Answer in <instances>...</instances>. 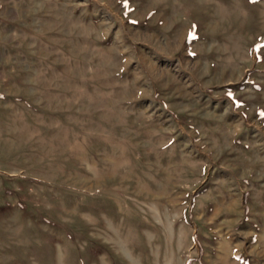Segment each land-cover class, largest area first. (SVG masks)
Listing matches in <instances>:
<instances>
[{
  "label": "rangeland",
  "instance_id": "374dc122",
  "mask_svg": "<svg viewBox=\"0 0 264 264\" xmlns=\"http://www.w3.org/2000/svg\"><path fill=\"white\" fill-rule=\"evenodd\" d=\"M205 3L0 0V264H264V0Z\"/></svg>",
  "mask_w": 264,
  "mask_h": 264
},
{
  "label": "crops",
  "instance_id": "0c3cea01",
  "mask_svg": "<svg viewBox=\"0 0 264 264\" xmlns=\"http://www.w3.org/2000/svg\"><path fill=\"white\" fill-rule=\"evenodd\" d=\"M197 1H199V2H206L205 3V6H207L208 4H211V6L210 7H207V9H205L206 11H205V14L204 15H205V17L207 16V19H205L204 22L202 24H200V25L193 24V27L194 28H196V27H204L205 28L206 26L207 27L210 26L211 22L213 23V20L215 19L214 17L210 16V12L211 11H214L215 13L220 12V11H222V12L224 11V12H226V14H222V15H228L229 16L228 13L230 11H233L234 13H237V11H240L241 9L242 10H246L247 1H251V2H255V1L261 2L262 0H197ZM237 5H240V6L241 5H244L245 7H244V9L242 7H241V9H239V8H237ZM212 6H214V7H212ZM161 13L163 14L164 12L161 11ZM207 14H209V15H207ZM204 15L201 16V21H203L202 19L205 18ZM216 17H218V16H216ZM212 18H214V19H212ZM227 18L228 19H223V21H225V22L227 21L228 23H226V24H229V26H233L234 23H235V20L234 19L232 20L230 17H227ZM229 19H231V20H229ZM247 23L248 22L245 21V23H244L245 26L247 25ZM211 26H213V24ZM260 26L262 27V25H260ZM216 33H218V32H216ZM219 34H221V33H219ZM219 34H217V35H219ZM12 68H10V67L7 68L6 67L5 70L6 71H13ZM3 69H4V67H2L1 70H3Z\"/></svg>",
  "mask_w": 264,
  "mask_h": 264
}]
</instances>
